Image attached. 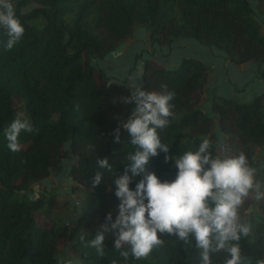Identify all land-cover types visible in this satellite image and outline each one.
<instances>
[{
    "label": "trees",
    "instance_id": "trees-1",
    "mask_svg": "<svg viewBox=\"0 0 264 264\" xmlns=\"http://www.w3.org/2000/svg\"><path fill=\"white\" fill-rule=\"evenodd\" d=\"M252 1L0 0V5H13L24 27L23 37L8 49L7 29L0 25V264H67L59 256L63 239L82 264H203V249L193 233L181 239L175 230L157 231L160 243L141 258L133 255L130 243L116 246L120 226L112 225L122 199L115 194V181L130 169L133 161L129 157L141 150L124 127L135 112L133 96L138 89L175 93L169 101L173 107L172 115L165 118L167 125L156 128L168 151L158 148L144 172L133 176L128 171L129 188L135 191L151 173L161 182H173L178 173L176 160L199 151L205 139L210 160L221 148L225 159L243 154L245 166L254 172L256 147L264 144V90L245 101L222 94L206 97L208 71L196 57H183L173 67L146 59L141 84L134 87L126 79L105 75L95 59L115 49L136 25H147L151 46L191 39L220 49L236 64L253 61L264 81V25L256 17ZM31 3L36 7L22 10ZM38 17L44 24L36 29L31 21ZM15 100L21 102L23 118L33 126L32 132L20 133L19 152L9 150L4 134L20 113ZM206 100L210 113L202 107ZM66 143L74 158L67 171L73 182L70 189L83 194L70 227H66L67 219L59 223L53 215L56 192L46 189L52 185V172L67 156ZM102 159H107L108 167H100ZM210 167V163L204 165L205 170ZM97 174L101 180L94 187ZM257 178L264 185V160ZM45 180L48 185L40 189L38 185ZM32 189L34 195H30ZM250 193L251 189L247 196ZM144 202L147 204L146 198ZM207 204L215 207L211 198ZM257 206L264 216V201ZM37 213L43 216V223L37 220ZM242 213L241 203L238 226H243ZM99 234L104 236L103 255L91 244ZM238 235L239 240L227 242L238 246L246 259L238 264L264 261V220L258 221L252 234L244 235L238 227ZM209 258L211 264H226L231 255L225 249L210 250Z\"/></svg>",
    "mask_w": 264,
    "mask_h": 264
},
{
    "label": "clouds",
    "instance_id": "clouds-1",
    "mask_svg": "<svg viewBox=\"0 0 264 264\" xmlns=\"http://www.w3.org/2000/svg\"><path fill=\"white\" fill-rule=\"evenodd\" d=\"M0 7L4 9L0 11V25L7 29V48L11 49L23 37L24 27L16 17L10 2ZM174 95L173 92L157 94L138 89L137 94L133 96L137 101V108L133 118H130L124 127L132 137V143L138 145L141 150L129 157L133 161L130 169L115 181V194L122 199L119 216L112 225L113 228L120 226L116 246L119 248L121 242L130 243L136 258L146 257L153 245L160 243L157 231L173 233L175 230L181 239H186L189 233L195 235L197 246L203 249V264H211L210 250L217 252L221 249L231 255L226 264H238L239 247L228 246L227 242L240 239L238 227L244 235L249 232V228L237 225V208L242 203V198L246 197L254 186L252 170L245 166L246 159L243 154L238 158L210 160L206 154L209 141L205 139L199 151L187 152L176 160L178 173L173 182H161L151 173L136 185L135 191L129 188L131 177L128 171L133 176L138 175L144 172L149 157L157 155L158 148H162L164 152L168 151L167 147L161 144L156 128L167 125L165 118L172 115L170 108L173 106L169 101ZM150 124L155 127H149ZM22 131L32 132L33 126L23 118V113H18L4 130L10 151H20L19 136ZM116 140H119L118 134ZM165 160L167 162V156ZM209 163L211 167L205 170L204 165ZM99 165L102 168L108 167L107 159L100 160ZM100 180L101 176L97 174L93 186L98 185ZM145 198L147 204L144 202ZM209 198L215 202L214 208L208 206ZM108 219H111L110 214ZM214 233L216 245L212 247ZM103 240L104 236L99 234L91 242L97 247L100 255H103L100 249ZM121 255L127 257L128 253L122 252ZM258 264H264V261Z\"/></svg>",
    "mask_w": 264,
    "mask_h": 264
},
{
    "label": "crops",
    "instance_id": "crops-1",
    "mask_svg": "<svg viewBox=\"0 0 264 264\" xmlns=\"http://www.w3.org/2000/svg\"><path fill=\"white\" fill-rule=\"evenodd\" d=\"M252 2L255 4L256 17L264 25V0H253ZM139 54L141 59L137 58ZM157 54L162 56L164 62L160 60V63H164L165 67L177 65L183 57L199 58L208 71L206 97L211 98L213 94L227 93L230 89L235 97L230 98H248L253 91L259 93L262 89L264 90V81L259 78L257 66L253 61L236 64L220 49L202 46L191 39H179L170 45L151 46L147 25L141 28L138 25L135 29L133 28L131 34L121 44L103 58L95 59V63L105 75L115 77L117 80L126 78L128 83L137 87L141 84L143 59L150 57L156 60ZM249 82L254 85V89H248ZM134 102L137 108V102ZM69 159L71 163L74 158L70 156ZM63 171L64 168L59 167L52 172L50 179L52 182L55 181L53 184L63 180Z\"/></svg>",
    "mask_w": 264,
    "mask_h": 264
},
{
    "label": "rangeland",
    "instance_id": "rangeland-1",
    "mask_svg": "<svg viewBox=\"0 0 264 264\" xmlns=\"http://www.w3.org/2000/svg\"><path fill=\"white\" fill-rule=\"evenodd\" d=\"M34 7H36V5L31 3V4H28L25 7H23L22 10L28 12L31 9H33ZM31 23L36 27V29H39L44 24V21H43L42 18L38 17V18L33 19L31 21ZM136 26H138V25H136ZM139 26H140V28L143 27L142 25H139ZM135 27H134V29H135ZM137 58L141 59V55L140 54L137 55ZM155 58H156V60H154V59H152L150 57H148V58L145 57L143 59V61L146 60V59H151L154 62H156L157 64H161L160 60L162 62H164L162 56H160L159 54H157ZM135 62H139V61H135ZM161 65L164 66V63H162ZM125 79L126 78H124V80ZM236 85H237V83H236ZM247 85H248V89H251V90L254 89V85L251 82H249ZM134 87H136V86H134ZM262 91H263V89L261 90V92ZM257 93L258 92L253 91V93H250L251 94L250 97H248V98H246V97H244V98H236V100H239V101L249 100L254 94H257ZM222 94H225V95H227L229 97H234L231 94V90L230 89L228 90L227 93L224 92ZM207 102L208 101L206 100L205 104H203L202 107H203L205 112L210 113L209 104L207 105ZM15 106L18 107L20 113H22L21 102H19L18 100H15ZM132 109H133V111L136 110V103L135 102L133 103ZM219 142H221V140H219ZM67 145H68V143H66L64 145V147H63L64 150L67 153V156L62 160V162H61V164L59 166V167H62V169L64 168V171H63V174H62L63 180H61L57 184L56 183L53 184L55 182V181H53L52 185H51V183H50V185H48V183L45 181V182H42V184H39L38 186L41 189L42 187H44V185L47 184L48 186L46 185L47 186L46 189L48 190L49 193H51L53 191H56V190H59V189H62V190H59L58 192H56L55 198L57 200V203L53 207V215L59 218V223L65 221L67 219L66 221L69 222V225L66 226V227H70V225L72 224V221L74 220L75 215L80 210V206H81V203H82V200H83V194H82L81 191L72 192L71 189H70V187H71L73 182H72V180H68L70 178H68L67 169L70 166V161L71 160L69 158L72 155L69 154ZM225 154H226V152L223 149L218 148L217 151H216V155H214V157L212 159L224 160L225 159ZM256 154H257V167H256L255 171L252 172L254 186L251 189L250 195L247 196L242 202L243 226L249 228V233L250 234H252L254 226L256 224H258V221L260 219L264 220V216H262L261 211L258 209V206H257L259 201H264V185L261 182H258V178H257V176H258V174L260 172V169H261V163L264 160V144L261 147H258V146L256 147ZM257 185H258V187H256ZM38 186H36V187L38 188ZM31 192L32 193H30V195H34L33 192H36V190L33 191V189H32ZM117 211L120 212V208H117ZM37 220L39 222H42V223L44 222L43 216L41 214H39V213H37ZM109 235L111 237L118 238L116 235H111L110 233H109ZM59 256L62 259H64L67 262V264H82V262L79 259V257H77V255H74V254H72L69 251V249H68V241L66 239H63L60 242ZM239 260L240 261H245L246 259L243 256H240Z\"/></svg>",
    "mask_w": 264,
    "mask_h": 264
}]
</instances>
